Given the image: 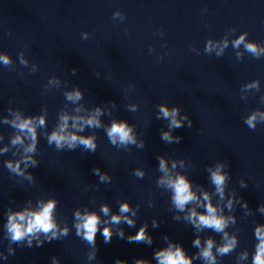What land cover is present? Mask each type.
Returning <instances> with one entry per match:
<instances>
[{
	"label": "clouds",
	"instance_id": "1",
	"mask_svg": "<svg viewBox=\"0 0 264 264\" xmlns=\"http://www.w3.org/2000/svg\"><path fill=\"white\" fill-rule=\"evenodd\" d=\"M243 37L236 42L237 46L241 43ZM246 48L249 52L253 53L255 56L260 55V51L252 45H246ZM264 51V50H261ZM0 61H2L5 65L9 64L10 61L6 56H0ZM69 99H79L80 93L77 91L74 95L70 94L68 96ZM160 111L163 113L165 118L171 116V127H180L181 121L177 120L176 117V109H173L172 112H169L167 108L161 107ZM64 123L60 126L59 131H53L50 136H48V143H55L56 147L62 148L65 144L68 145L69 148L75 147L77 144L83 145L86 149L95 150V143L93 138H84L79 137L75 133H66L65 129L67 128L68 116L62 117ZM7 122V121H5ZM247 125L251 129H255V114L248 118L246 121ZM45 124V120L43 117L39 118V126L43 127ZM84 124L91 127H98L99 121L93 116L84 121ZM191 124V122H190ZM11 125L13 128L17 129L21 133L27 134V136L31 139L32 143L25 149V152L31 153L35 150L37 133L35 122L32 118L21 119L17 117L15 120L11 121ZM74 127L76 125H73ZM83 127V125H81ZM132 129L129 128L125 123H113L111 128L107 130V134L111 139L113 144L116 143L117 138L119 139L121 144L127 143H135V139L131 134ZM163 139L171 141V137L169 133L163 134ZM23 138L17 135L13 140L12 144H22ZM7 151V149H4ZM35 163V162H33ZM8 169L17 174H21L19 170V162L15 165L11 161H9L6 165ZM160 169L165 170V162L163 159L160 160ZM96 172H99V169H95ZM103 179V177H101ZM212 181L216 185V189L218 192H223V185L225 183V175L217 169L212 173ZM163 183V181H161ZM169 187L174 191V203L176 207L180 210H183L185 205L191 201L196 199L195 194L190 190L189 182L183 177L178 176L175 180H170ZM205 200L208 199L207 194H205ZM55 207L54 202L50 201L47 204L43 205L38 210H25L22 212L12 213L8 216L7 220V232L9 234V238L13 243H18L23 241L26 237H31L36 235L37 233H52V237L49 238L48 242H51V239L56 238V224L52 217V212ZM129 208L127 204H123L120 207V211L122 213L128 212ZM102 211L107 214L108 208L104 207ZM79 213L77 216L79 217ZM83 221L76 225L77 234L79 235L81 232L83 233V239L86 240L89 244H94L95 236L97 233V226L100 223L99 217L95 214H89L84 217H80ZM190 221L193 222L194 225L203 226L207 228H211L216 232H223L226 227V221L222 217H218L216 215V209L208 204L206 206V214L197 215L195 211L191 213L188 217ZM120 216H113V223H120ZM124 220L127 224L132 225L133 221L124 217ZM146 225L142 226L139 231L134 235L128 238L129 242H146L151 243V237L146 233ZM62 235L67 234V229H65ZM105 242H110L111 239V231L109 228H104L102 233ZM122 236L123 233H120ZM227 234H225L226 236ZM256 237L259 239V244L256 248V254L253 258V264H264V230L260 227L256 229L255 232ZM31 240H28V245L31 246ZM41 241H37V246H42ZM194 246L199 247L200 241L196 239L194 241ZM236 246L235 238L228 239L226 244L217 249V252L221 255L230 253ZM213 242L212 240H208L206 242V247H204L200 256L208 262V264H215V256L212 254ZM156 259L158 260V264H192L191 258L187 257L184 253V250L180 246L169 245L167 249L161 250L157 252ZM116 264H126L125 261L117 260ZM136 264H147L145 260H137Z\"/></svg>",
	"mask_w": 264,
	"mask_h": 264
}]
</instances>
